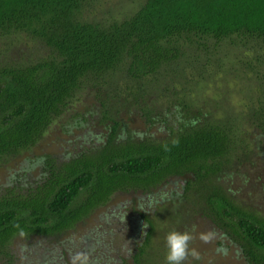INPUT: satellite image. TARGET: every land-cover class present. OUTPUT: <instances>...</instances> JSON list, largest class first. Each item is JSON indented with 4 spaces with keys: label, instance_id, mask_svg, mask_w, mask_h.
<instances>
[{
    "label": "trees",
    "instance_id": "16d2710c",
    "mask_svg": "<svg viewBox=\"0 0 264 264\" xmlns=\"http://www.w3.org/2000/svg\"><path fill=\"white\" fill-rule=\"evenodd\" d=\"M86 1L0 0V37L21 33L43 47L34 62L0 58V160L35 145L82 85L95 90L99 116L111 122L98 145L59 159L40 157L34 178L25 169L0 192V256L15 234L60 233L114 192H148L176 177L183 182L179 200L210 220L247 264H264V217L235 201L222 183L251 151L232 118L180 113L161 139L123 133L112 118L116 106L133 107L152 125L161 112L148 107L144 88L195 39L264 43V0H144L129 16L106 23L81 18ZM118 73L125 84L119 91ZM262 99L245 117L264 148ZM142 253L141 246L135 264Z\"/></svg>",
    "mask_w": 264,
    "mask_h": 264
},
{
    "label": "rangeland",
    "instance_id": "374dc122",
    "mask_svg": "<svg viewBox=\"0 0 264 264\" xmlns=\"http://www.w3.org/2000/svg\"><path fill=\"white\" fill-rule=\"evenodd\" d=\"M143 1L87 0L80 15L83 20L100 23L121 20ZM195 41L186 43L175 65L160 69L144 88L148 107L153 113L161 112L156 119L151 114L156 120L152 125L146 124L143 114L133 107L116 106L112 118L120 123L123 133L146 134L152 139L165 137L169 132L165 126L175 124L180 113L195 115L199 110L212 117L232 118L239 125L241 139L250 141L251 151L246 158L241 155V165L223 176L222 183L235 201L264 217V148L254 140L259 129L247 123L245 117L258 105V99L263 100L264 43L235 37ZM42 54L43 47L24 34L0 37L1 59L28 63ZM123 80L120 73L114 76L117 91L123 90ZM99 101L89 84L82 85L35 145L1 159L0 192L25 169L34 178L38 171L36 159L40 157L59 159L98 145L111 123L99 116ZM163 118L167 120L165 125ZM182 185L180 178L169 177L148 192L117 191L60 233L15 234L9 240L6 256H0V264H73V258L81 253L88 256V264H135L141 246L140 264H165V236L173 230L193 236L190 248L198 252L199 259L190 257L185 264H247L238 247L210 220L179 200Z\"/></svg>",
    "mask_w": 264,
    "mask_h": 264
},
{
    "label": "clouds",
    "instance_id": "9594fccd",
    "mask_svg": "<svg viewBox=\"0 0 264 264\" xmlns=\"http://www.w3.org/2000/svg\"><path fill=\"white\" fill-rule=\"evenodd\" d=\"M193 236L191 233L170 231L165 236V264H185L191 257L199 259V254L195 249L190 248ZM130 251V249H129ZM73 264H88V256L86 254H77L73 258Z\"/></svg>",
    "mask_w": 264,
    "mask_h": 264
}]
</instances>
